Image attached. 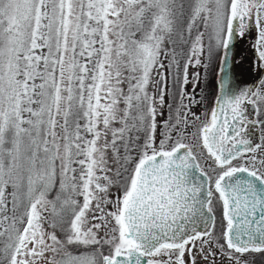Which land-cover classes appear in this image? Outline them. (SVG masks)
Instances as JSON below:
<instances>
[{
  "label": "snow or ice",
  "instance_id": "obj_1",
  "mask_svg": "<svg viewBox=\"0 0 264 264\" xmlns=\"http://www.w3.org/2000/svg\"><path fill=\"white\" fill-rule=\"evenodd\" d=\"M249 37L264 74V0H0V264L264 258Z\"/></svg>",
  "mask_w": 264,
  "mask_h": 264
},
{
  "label": "rangeland",
  "instance_id": "obj_2",
  "mask_svg": "<svg viewBox=\"0 0 264 264\" xmlns=\"http://www.w3.org/2000/svg\"><path fill=\"white\" fill-rule=\"evenodd\" d=\"M251 40L252 37H249L247 40H240L237 42V57L236 63L246 80L252 81L256 78V71L252 67V63L255 60L254 53L251 49ZM220 60H217L215 70H217ZM264 75V74H263ZM196 111L199 113L201 108H197ZM256 264H264V258L256 257Z\"/></svg>",
  "mask_w": 264,
  "mask_h": 264
},
{
  "label": "flooded vegetation",
  "instance_id": "obj_3",
  "mask_svg": "<svg viewBox=\"0 0 264 264\" xmlns=\"http://www.w3.org/2000/svg\"><path fill=\"white\" fill-rule=\"evenodd\" d=\"M218 74H219V72H218V68H217V70H215V72H214V85L218 82ZM260 75H263V74H259L258 75L256 73V78L254 80H252V81H249V80H246L244 78L243 71H240L236 75V80H235L236 81L235 90L237 91V93L239 92L240 89L242 90L244 86H245L244 89H246L247 86H248L247 88H252V87L256 86V82L259 79ZM217 94L218 93H217V91H216V89L214 87V94H213V96H212V98L210 100V103H209V106H208V110H210L213 107V99L217 96ZM249 110H251V109H249ZM219 226H220L219 225V213H217V229H219Z\"/></svg>",
  "mask_w": 264,
  "mask_h": 264
},
{
  "label": "water",
  "instance_id": "obj_4",
  "mask_svg": "<svg viewBox=\"0 0 264 264\" xmlns=\"http://www.w3.org/2000/svg\"><path fill=\"white\" fill-rule=\"evenodd\" d=\"M236 57H237V43L232 47L231 52L229 54V64L231 67V75L233 76L234 81L236 80V75L241 71L236 63ZM219 76H220V73L218 74V80H219ZM235 88H236V81H235Z\"/></svg>",
  "mask_w": 264,
  "mask_h": 264
},
{
  "label": "trees",
  "instance_id": "obj_5",
  "mask_svg": "<svg viewBox=\"0 0 264 264\" xmlns=\"http://www.w3.org/2000/svg\"><path fill=\"white\" fill-rule=\"evenodd\" d=\"M216 63H217V61H216ZM216 63L209 69V72H208L209 87H208L207 93H206V95H207V109H208L210 100L214 94V72H215ZM203 110L204 109L201 108V111H203Z\"/></svg>",
  "mask_w": 264,
  "mask_h": 264
},
{
  "label": "bare ground",
  "instance_id": "obj_6",
  "mask_svg": "<svg viewBox=\"0 0 264 264\" xmlns=\"http://www.w3.org/2000/svg\"><path fill=\"white\" fill-rule=\"evenodd\" d=\"M244 78H245V77H244ZM244 82H245V81H244ZM248 85H249V84H248ZM244 87H245V86H244ZM244 87H243V89H244ZM247 87H248V86H247ZM247 87H246V88H247ZM243 89H242V90H243ZM240 90H241V89H240Z\"/></svg>",
  "mask_w": 264,
  "mask_h": 264
}]
</instances>
